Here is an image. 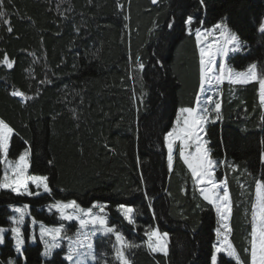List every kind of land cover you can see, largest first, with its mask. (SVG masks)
Wrapping results in <instances>:
<instances>
[{
    "label": "trees",
    "instance_id": "trees-1",
    "mask_svg": "<svg viewBox=\"0 0 264 264\" xmlns=\"http://www.w3.org/2000/svg\"><path fill=\"white\" fill-rule=\"evenodd\" d=\"M0 10L5 13L0 61L6 54L13 63L10 70L0 63V119L14 129L9 158L28 150L29 173L47 176L51 189L32 197L0 190V227L12 226L10 205L30 206L23 253L15 252L8 231L0 243V264H66L67 241L64 251L44 257L37 229L41 222L64 223L69 236L75 233L76 222L61 221L48 208L71 199L85 208L93 202L108 206L110 224L139 245L127 250L130 264H212L217 216L197 193L176 151L168 168L163 138L178 110L195 102L196 28L227 25L241 41L227 65L245 70L256 63L258 72L264 71V0H0ZM187 16L193 17L190 29L184 24ZM14 90L30 99L12 96ZM258 91L257 82L222 83L220 118L211 119L204 134L218 161L216 179L228 175L230 166L236 168L228 177L229 240L244 264L250 222L235 176L241 173L249 191L264 178V110ZM118 204L134 208L133 224L117 211ZM152 228L169 234L167 256L149 252L145 232ZM101 238L106 262L86 264H117L113 236ZM217 264L237 261L220 254Z\"/></svg>",
    "mask_w": 264,
    "mask_h": 264
},
{
    "label": "snow or ice",
    "instance_id": "snow-or-ice-1",
    "mask_svg": "<svg viewBox=\"0 0 264 264\" xmlns=\"http://www.w3.org/2000/svg\"><path fill=\"white\" fill-rule=\"evenodd\" d=\"M155 4L157 0H152ZM204 0H201L203 4ZM0 10V17L4 16ZM6 23L8 21H5ZM173 20L168 24L169 29L174 27ZM193 23V17L187 16L184 19L186 28L190 29ZM219 30L220 40L209 43L207 46L202 41L214 31ZM9 31L11 28L9 27ZM260 31L264 33V24H261ZM189 34L191 32L189 31ZM197 46L199 48V84L200 90L196 97V106L182 107L179 109L177 127L167 131L164 135V144L168 149V166L172 169L174 146L179 142L180 157L187 165L191 176L200 191L203 200L212 205L222 221H228L232 206L230 200L229 188L226 180L217 181L214 178L215 168L218 161L212 158L207 141L203 139L202 134H206V125L212 119L210 113L216 114V119L220 118L221 104L215 103L214 109L208 108L207 104L213 103V96L206 97V105L201 106V94L207 90L218 87L225 80L231 84H247L257 82L259 84V100L264 105V71L258 72V65L252 63L246 70L236 71L227 65V57L230 53L237 52L241 48L239 37L231 32L227 25L217 23L212 29L195 32ZM0 63L6 65L9 69L13 63L5 54ZM159 63V61H158ZM138 70L143 71L144 64L136 59ZM130 79L134 78L132 75ZM14 97H26L25 93L20 90L11 92ZM14 135V129L0 119V164L4 165V170L0 173V190H8L17 196H38L43 193H51L48 183V177L45 175H34L29 173L30 152L25 150L14 160H10L9 152L11 148V138ZM186 149L188 150L186 152ZM194 149V151H192ZM261 163L264 164V152L260 153ZM32 186L36 191L30 190ZM222 189V194H221ZM29 205L22 206L10 205L14 215L10 217L11 228L0 227V243L4 242L5 233L10 231L14 243L15 252L22 254L26 243L24 235V226L26 217L29 216ZM107 205L99 202H93L91 207H82L77 200H56L48 205L49 211L54 210L63 222H76L78 228L71 236L67 234L64 223L56 226H48L42 222L39 224V236L43 242L41 255L51 257L55 250H63V242L67 241V249L62 256V262L66 264H85V259L96 260L94 252V238L97 235H111L115 243L112 245L113 259L117 264H130L127 250L138 247L125 237L116 225L110 224V218L107 214ZM117 211L129 223L134 221V208L125 204H118ZM35 226L37 221L33 218L31 221ZM225 236L224 240L214 245V251L211 256L212 264H217V258L220 254H226L230 258H235L237 264H244L233 245L228 241L227 234L231 228L228 223L222 225ZM168 233L161 232L158 228H152L145 232L147 248L153 253H162L168 255ZM217 235H220L219 230ZM250 247L246 249L249 253L248 264H264V178L257 179L255 182V200L252 203L251 214V231L249 233ZM31 239L35 241V236Z\"/></svg>",
    "mask_w": 264,
    "mask_h": 264
},
{
    "label": "rangeland",
    "instance_id": "rangeland-1",
    "mask_svg": "<svg viewBox=\"0 0 264 264\" xmlns=\"http://www.w3.org/2000/svg\"><path fill=\"white\" fill-rule=\"evenodd\" d=\"M262 24H264V19H263V21H262ZM213 28V26L211 27V28H206V29H204V28H196L194 31H193V35H194V38H195V43H196V47H197V54H198V65H199V48H198V46H197V41H196V37H195V32H196V30L197 29H200L202 32L203 31H206V30H208V29H212ZM220 32H219V30H214L208 37H207V39L206 40H204V41H202L203 43H204V45L205 46H207V44H209V43H213V42H216V41H219L220 40ZM240 50H241V48H240ZM239 50V51H240ZM239 51H237V52H239ZM237 52H233V53H230V54H234V53H237ZM249 67V66H248ZM247 67V68H248ZM199 68H200V65H199ZM246 68V69H247ZM245 69V70H246ZM236 71H243V70H236ZM223 83H228V84H230V85H243V84H231V83H229L227 80H225ZM259 85V84H258ZM221 87H222V84H220L218 87H213V88H211V89H209V90H207L205 93H202L201 94V99H200V104H201V106H205L206 105V97L208 96V95H211V96H213V103L212 104H207L206 106L208 107V108H210V109H214V106H215V103L216 102H219L220 103V100H221ZM199 90H200V84H199V86H198V91H197V93L199 92ZM196 97H197V95H196ZM258 102H259V105H260V108L262 109V110H264V105H262L261 103H260V100H259V91H258ZM194 106H196V98H195V102H194V105H193V107ZM178 113H179V110H178V112H177V115H176V118H175V120H174V123H173V125H172V127L170 128V130L172 129V128H174V127H177V120H178ZM210 115H211V117H212V120H215V119H213V118H215L216 117V114H215V112L214 111H212L211 113H210ZM202 136H203V139H204V134H202ZM165 148H166V151H167V165H168V149H167V147L165 146ZM26 150V149H25ZM25 150H23V151H25ZM22 151V152H23ZM175 151L177 152V154H178V156H179V158H180V160H181V162L184 164V166L186 167V169L188 170V172L190 173V175H191V172H190V170L188 169V167H187V165L183 162V159L180 157V148H179V142H177V144L174 146V154H175ZM188 150L186 149V152H187ZM192 151H194V149H192ZM264 152V151H263ZM174 154H173V160H174ZM9 158V157H8ZM17 158V157H16ZM16 158H14V159H11V158H9L10 160H12V161H14ZM2 165V164H1ZM4 165H2V172H3V170H4ZM168 168H169V166H168ZM235 167L234 166H230V173L228 174V175H224V176H222V178L220 179V181H224V180H226V182H227V185H228V177L229 176H231V175H233L232 173L235 171ZM192 177V176H191ZM214 178L216 179V176H215V172H214ZM192 180H193V178H192ZM217 180V179H216ZM235 180L237 181V183H238V185H239V189H240V195L242 196V201L245 203L244 205V208H245V212H246V216H247V220L250 222V229H249V231L246 233V235H245V238H244V241H245V252H246V249H248L249 247H250V245H249V241H250V235H249V233H250V231H251V214H252V203L254 202V200H255V184H254V186L252 187V190H247V188H246V186H245V184H244V180H243V178H241V173L240 172H238V174L235 176ZM218 181V180H217ZM193 184H194V186H195V189H196V191H197V193L199 194V196L203 199V197H202V195H201V193H200V191L198 190V188H197V186H196V184H195V182H194V180H193ZM34 188V187H33ZM221 194H222V189H221ZM248 198H249V200H248ZM230 200H231V198H230ZM212 206V205H211ZM212 208H213V210H214V212H215V214H216V216H217V222H218V225H217V228L215 229V245H217V244H219V243H221L223 240H224V236H225V232H224V229H223V227H222V225L224 224V223H228L229 224V220L228 221H222V220H220V218L218 217V215H217V213H216V211H215V209H214V207L212 206ZM11 209V208H10ZM12 211V210H11ZM12 215H14V213L12 212ZM11 215V216H12ZM10 216V217H11ZM31 227V226H30ZM30 230H32L33 231V228L31 227L30 228ZM219 230V232H220V235H217V231ZM37 233H38V237L40 238V236H39V227H38V229H37ZM103 236H105V235H97L95 238H94V244H95V248H94V252H95V254H96V256H97V259L96 260H98V261H100V262H102V263H105L106 261H105V250H104V241H103V239L101 238V237H103ZM227 236H228V241L231 243V241L229 240V233L227 234ZM114 238V237H113ZM114 243H115V240H114ZM232 244V243H231ZM149 250V249H148ZM149 252H151L150 250H149ZM151 253H153V252H151ZM247 253V255H248V261H249V259H250V257H249V253L248 252H246ZM159 254H162V253H159ZM226 255V254H225ZM227 256V255H226ZM232 259H234V260H236L234 257L232 258ZM93 261H95V260H88V259H85V264L86 263H89V262H93ZM211 263H212V261H211ZM13 264H16L15 262H13Z\"/></svg>",
    "mask_w": 264,
    "mask_h": 264
},
{
    "label": "water",
    "instance_id": "water-1",
    "mask_svg": "<svg viewBox=\"0 0 264 264\" xmlns=\"http://www.w3.org/2000/svg\"><path fill=\"white\" fill-rule=\"evenodd\" d=\"M7 70H10L6 65H4ZM12 69V68H11Z\"/></svg>",
    "mask_w": 264,
    "mask_h": 264
}]
</instances>
